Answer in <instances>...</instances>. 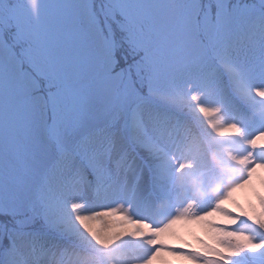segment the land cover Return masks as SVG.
<instances>
[{"label":"snow or ice","instance_id":"snow-or-ice-1","mask_svg":"<svg viewBox=\"0 0 264 264\" xmlns=\"http://www.w3.org/2000/svg\"><path fill=\"white\" fill-rule=\"evenodd\" d=\"M261 172L264 0H0V264H264Z\"/></svg>","mask_w":264,"mask_h":264},{"label":"trees","instance_id":"trees-1","mask_svg":"<svg viewBox=\"0 0 264 264\" xmlns=\"http://www.w3.org/2000/svg\"><path fill=\"white\" fill-rule=\"evenodd\" d=\"M257 190H259V188ZM233 198L240 205H242L245 208H247L249 200H251L253 203L255 202L254 197H253L252 193L249 190H246V191H244V190H242V191H236L235 193H233ZM226 206L231 207L233 209V211H236L235 206L231 202H229ZM196 236H198V237H200L202 239H206L207 238L204 235V233H203V237H201V236H199V235H197V234L194 233V235L193 234H190L189 240H187V242L190 243V244H193V246H195L194 240H195V237ZM173 264H177V262L176 261H173Z\"/></svg>","mask_w":264,"mask_h":264},{"label":"rangeland","instance_id":"rangeland-1","mask_svg":"<svg viewBox=\"0 0 264 264\" xmlns=\"http://www.w3.org/2000/svg\"><path fill=\"white\" fill-rule=\"evenodd\" d=\"M263 172H261V173H259V174H262ZM242 190H244V191H246L247 189H238L237 191H242ZM199 232V233H202L203 231L201 230V229H199L198 227H193L192 228V232L193 233H195V232ZM190 234L191 233H189V232H182V237H183V239H185L186 237H189L190 236ZM189 235V236H188ZM170 243H172V241H170ZM133 264H134V262H133Z\"/></svg>","mask_w":264,"mask_h":264}]
</instances>
